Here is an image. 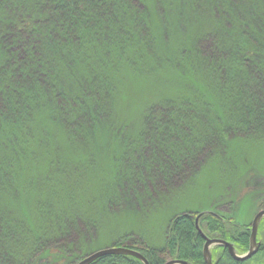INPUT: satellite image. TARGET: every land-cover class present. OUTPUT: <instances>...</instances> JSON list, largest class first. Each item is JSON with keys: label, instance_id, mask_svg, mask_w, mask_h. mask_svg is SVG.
Segmentation results:
<instances>
[{"label": "rangeland", "instance_id": "374dc122", "mask_svg": "<svg viewBox=\"0 0 264 264\" xmlns=\"http://www.w3.org/2000/svg\"><path fill=\"white\" fill-rule=\"evenodd\" d=\"M25 1L28 6L33 4L30 0H0L1 35L9 29L15 4ZM143 1L152 46L130 42L125 63L107 67L95 56L86 64L77 63L65 75L66 95L79 88L80 80L99 76V96L107 109L99 116L96 109L100 99H91V107L95 105L91 113L98 115L97 122L87 132L68 130L60 119L49 118V110L41 108L20 133L25 138L33 134L38 141L33 143L28 159L20 162L21 157L10 145L0 147V166L10 176L3 188L13 190L6 193L4 203L0 202V219L12 236L8 247L18 260L31 255L36 236L59 243L65 232L75 230L72 233L79 237L73 238L71 255L44 257L38 263L68 264L72 259L79 262L96 251L116 247L125 237L162 248L170 221L185 211H214L252 224L260 210L264 200V130L255 132L235 126L237 122L228 127V141L207 136V145L193 143L196 153L202 150L186 160L188 170L184 174L172 177L170 161L157 160L143 134L149 107L182 97L187 92V74H193V83L203 82L211 101L220 98L224 99L223 108L229 105L231 95L218 91L223 84L221 75L215 74L209 60L197 50V42L207 33L218 31L215 35L221 50L232 53L236 49L240 63L246 57L264 69V0ZM248 27L256 31L253 37L262 45L248 41L250 35L244 38ZM142 36L143 30H137L136 40L141 41ZM112 45L99 44L100 54L108 50L116 53ZM186 50L196 55L192 62L182 59ZM167 59L171 62L165 64ZM227 61L225 68L238 64L236 58L233 65L229 58ZM246 79L247 75L241 82ZM109 84L110 90H106ZM222 113L228 126L231 113L236 112ZM207 128L202 125V131ZM16 159L19 163L13 167ZM172 162L180 165L177 159ZM22 227L26 236L24 229L19 231Z\"/></svg>", "mask_w": 264, "mask_h": 264}, {"label": "trees", "instance_id": "16d2710c", "mask_svg": "<svg viewBox=\"0 0 264 264\" xmlns=\"http://www.w3.org/2000/svg\"><path fill=\"white\" fill-rule=\"evenodd\" d=\"M30 2L33 3L31 6H28L26 1L15 4L16 8L12 13L14 17L10 18L7 24L9 29L5 34H0L2 55L0 147L6 149L10 145L21 157L20 162L28 159L30 152L33 151V143L38 142L33 134L25 138L20 133L25 127V122L33 118L34 113L41 108L49 110V118L60 119L68 130L85 132L97 122L98 115L107 109L105 100L101 101L99 96L101 92L97 84L100 78L97 75L80 80L79 88L74 93L65 94L63 82L71 67L80 62L86 64L95 56L99 64L104 63L107 67H112V63H125L130 54L126 52L129 50L130 42L132 45L146 42L147 46H152L150 40L152 33L147 28L148 23L146 25L147 5L143 0H30ZM0 7L1 12V4ZM249 27L243 32L244 38L250 35L248 41L253 45L261 44L258 40L257 44L253 37V34L257 35L256 31L250 30ZM137 30H143L141 41L136 40ZM215 33L218 31L204 35L197 42V50L206 57L205 61L209 60L215 74L221 75L223 84L218 88L219 94L222 93L224 96L230 94L232 98L227 108H223L224 99L215 97L216 101H211L206 86L203 82L202 85L193 83L191 79L194 76L190 73L187 74L185 82L187 92L182 97L155 103L149 107L144 118L145 140L147 136L145 143L155 153L157 160L167 158L166 162L170 161V165L173 166V170L169 171L170 177L188 170L186 160L194 157L196 153V146L193 143L207 145L208 137H214L217 141L218 137L228 141L231 134L228 127L237 122L239 125L235 126H242L255 132L264 130V69L246 57L240 63L236 49L232 50V53L221 50ZM99 44L105 47H114L112 45L114 44L116 53L108 50L100 54L102 50ZM192 51L186 50L182 55L185 63L192 62L196 56ZM211 51H215V54H204ZM150 57L154 58L153 55ZM227 58L232 61V65L236 58L237 66L225 68ZM169 62H171L169 59L165 60V64ZM253 68L256 71H253ZM246 75L247 79L241 82ZM227 85L229 88L225 89ZM106 90H110V84ZM202 93L207 95L201 98L199 94ZM97 98L100 99L96 109L99 114L93 115L91 112L95 105L91 107L90 101L96 99L94 101L97 102ZM230 104L234 106L230 107ZM224 110L236 112L231 113L232 122H229L228 126L223 121ZM193 120L199 121V125H196L198 130L193 125ZM203 124L207 125V131H202ZM86 125L87 127L82 128ZM174 142L180 145L177 147ZM4 158L8 159L6 155ZM172 159H177L180 165L174 164ZM16 160L13 167L19 163L18 159ZM5 172L0 166L1 203L5 202L6 193L13 192L10 189L4 191V181L10 177L6 176ZM262 209L264 200L260 205V210ZM201 213H204L199 219L202 233L196 224ZM23 229L25 235L24 227L19 231L22 232ZM70 231L59 238L61 241L59 243L36 236L31 255L18 260L12 256L8 247L7 240L12 236L4 220L0 219V264H38L44 257L71 255L73 253L71 248L75 247L73 238L78 235L72 233L76 232L75 230ZM251 233L252 224H242L235 217H225L214 211H185L170 221L165 245L162 248L152 247L134 237H125L115 246L139 251L150 264H166L171 260L206 264L203 256L206 241L202 234L211 239L231 243L235 251L243 255L249 251ZM257 241L260 243L257 253L243 262L234 260L226 247L212 248L213 264H264V218L259 225ZM77 262L76 259H72L68 264ZM92 264L144 263L132 256L110 255Z\"/></svg>", "mask_w": 264, "mask_h": 264}, {"label": "water", "instance_id": "95a60500", "mask_svg": "<svg viewBox=\"0 0 264 264\" xmlns=\"http://www.w3.org/2000/svg\"><path fill=\"white\" fill-rule=\"evenodd\" d=\"M203 214L204 213H201L196 220L197 227L201 233L202 231L199 228V219ZM263 218H264V209L259 210V212L256 213L252 221L250 248H249V251L243 255L238 254L235 251V248L231 243L226 242L224 240H220V239H211V238H208L206 235L202 234L206 241L204 245V250H203V256H204L205 263L213 264L211 250L212 248L216 246H223V247L228 248L231 257L236 261L243 262V261H247L250 258H252L257 253L259 246H260V243L257 241V236H258L259 225ZM110 255L132 256V257L139 259L144 264H150L149 261L146 259V257L142 253H140L139 251L130 249V248H126V247H110V248L96 251L92 253L91 255L83 258L81 261H79L76 264H92L98 259L105 257V256H110ZM166 264H189V263L186 261H182V260H171V261H168Z\"/></svg>", "mask_w": 264, "mask_h": 264}]
</instances>
